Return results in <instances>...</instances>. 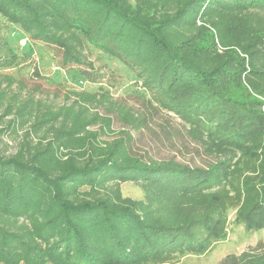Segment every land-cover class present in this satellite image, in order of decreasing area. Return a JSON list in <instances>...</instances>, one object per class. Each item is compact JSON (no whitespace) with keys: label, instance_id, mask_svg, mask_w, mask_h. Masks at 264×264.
<instances>
[{"label":"trees","instance_id":"obj_1","mask_svg":"<svg viewBox=\"0 0 264 264\" xmlns=\"http://www.w3.org/2000/svg\"><path fill=\"white\" fill-rule=\"evenodd\" d=\"M0 28L27 36L30 56L58 48L82 76L87 49L119 61L217 160L158 162L128 131L105 141L112 119L83 93L53 108L0 90L13 118L0 135L26 128L15 154L0 151V264H177L226 242L231 211L264 229V0H0ZM6 49L11 87L20 57ZM263 246L218 264H264Z\"/></svg>","mask_w":264,"mask_h":264},{"label":"rangeland","instance_id":"obj_2","mask_svg":"<svg viewBox=\"0 0 264 264\" xmlns=\"http://www.w3.org/2000/svg\"><path fill=\"white\" fill-rule=\"evenodd\" d=\"M14 30L3 33L4 29L0 28L3 51L7 52L6 47L11 48L20 57L14 68L4 71L15 80L13 85L10 87L7 82L0 84V90L6 91L9 97L17 95L21 101L32 98L43 105L57 108L73 101L83 103L78 96L83 93L93 99L86 103L92 112L112 119L111 131H107L105 141L113 140L121 131H128L134 139V149L146 158L158 162L174 159L204 169L217 162L189 136L180 118L151 107L148 101L154 99L119 61L92 48L87 49L89 66L81 67L87 71L82 76L78 66L63 65L62 51L58 48L35 46L30 56L29 39L21 31ZM121 109L124 110L122 113ZM12 120V116H4L3 110H0V131L6 129ZM130 121H134V125H130ZM25 131L26 128H23L18 133L11 131L7 135H0V151L5 156L15 154ZM32 139L35 143V136ZM122 190L125 196L138 200L143 198L142 190L134 184H125ZM234 219V212L231 211L226 242L206 255L188 256L177 264H218L227 255H240L255 248L258 243H264V229L246 231Z\"/></svg>","mask_w":264,"mask_h":264}]
</instances>
